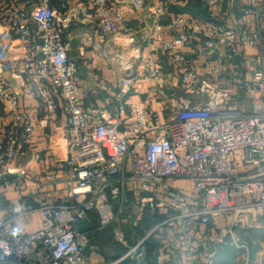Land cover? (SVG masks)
<instances>
[{"label": "built area", "instance_id": "built-area-1", "mask_svg": "<svg viewBox=\"0 0 264 264\" xmlns=\"http://www.w3.org/2000/svg\"><path fill=\"white\" fill-rule=\"evenodd\" d=\"M81 1L94 11L102 37L119 32L131 17L115 0ZM245 1L240 19L224 28H208L186 14L164 23L167 12L184 0H132L135 9L151 7L145 37L149 53L141 57L139 70L99 88L112 98L108 114L85 101L80 66L68 54L67 26L59 21L53 0H38L31 10H11L7 29L21 40L23 51L13 70V89L0 69V98L12 117L0 129V185L17 190L22 185L9 170L27 152L35 133L33 112L22 108L20 100H35L46 122L59 114L66 118L68 156L61 170L71 200L59 203L40 194L34 202L22 198L9 205L11 217L0 206V264H88L85 252L93 232L79 230L78 224L96 211L100 228L109 227L117 218L114 204L125 205L130 190L139 197L136 205L168 213L156 229H164V236L173 241L167 242L158 264H196L186 252L195 250L197 236L207 225L223 224L233 231L248 214L250 223L256 219L264 226V0ZM203 4L218 18L225 0ZM165 30L178 35L165 39ZM197 40L206 45L201 61L182 53ZM216 46L225 49L217 57ZM255 47L260 54L252 68L242 72L232 64L242 51ZM9 52L5 47L3 61ZM158 56L172 59V72L163 69ZM226 74L235 90L218 89V80ZM174 80L193 97L176 91L167 95L165 120L160 112L127 97L137 83L154 82L164 94V85ZM175 180L189 182L191 191L173 187L170 182ZM35 212L41 217L40 229L22 233L16 220ZM154 231L111 264L145 256L144 244ZM113 236L118 244H126L122 228L114 229ZM175 249L183 251L176 259L171 253Z\"/></svg>", "mask_w": 264, "mask_h": 264}, {"label": "crops", "instance_id": "crops-1", "mask_svg": "<svg viewBox=\"0 0 264 264\" xmlns=\"http://www.w3.org/2000/svg\"><path fill=\"white\" fill-rule=\"evenodd\" d=\"M37 1L0 0V69L2 68L3 76L8 81V86L11 89L15 87L13 70L15 65L20 63L23 46L19 38L9 33L7 18L11 10L16 6L32 7L38 3ZM115 1L127 9L131 17L128 24L122 27L119 32L107 37H102L97 32V18L94 11L85 2L71 0V4L67 6L58 0H53L52 3V6L57 11L59 21L64 26H67L68 54L80 66L79 84L85 101L96 103L102 110L107 111L106 114L111 110L112 98L107 92L99 91V88L104 84H114L117 78L128 77L131 73L139 70L141 57L149 53L145 37L151 25L149 21L151 7L146 6L141 9H135L133 8L132 0ZM199 1L204 6L203 0ZM189 2L190 0H184L180 8L188 9L186 5ZM245 6V0H225L223 13L218 18L211 17L205 6V8L203 7L206 10L204 15L200 12H197L198 14H194V16L189 13L185 14L192 15L194 19L201 22L205 27L224 28L240 19L243 14L241 8ZM178 8L175 7L177 14L173 10L167 12L164 17V23L169 22L170 19L178 14H183L176 11ZM261 21L264 24V16ZM177 35L175 31L165 30L164 32V37L168 40L173 39ZM125 38L130 40L128 45L124 42ZM205 46L204 42L197 40L185 47L182 53L187 58L201 61L203 59L201 52ZM5 47H10V52L3 61V50ZM223 50L225 49L221 46H216L213 55L217 57ZM106 51L107 54L105 55L104 52ZM227 53L230 52L227 51ZM259 54L260 50L257 47L246 49L232 61V64H237L240 70L245 72L253 67ZM156 59L167 73L172 72L173 61L171 58L158 56ZM223 59L230 61L227 56ZM218 82L220 84L218 89H236V86L229 80L228 74L220 78ZM178 83L177 80H174L172 83L164 85V94L158 93L159 89L156 88L154 82L137 83L127 94V97L132 102H141L144 106L160 112L161 119L165 120L168 115L167 95L176 91L193 97L191 92L183 90L180 87V83ZM150 96L156 97L153 102L149 101ZM20 101L22 108L33 112L35 133L28 144L27 152L20 155L10 165L11 178L21 180L20 189L5 188L0 185V206L8 217L12 216L9 205L19 202L22 198L34 202L35 196L40 194L59 203L71 200L69 187L65 180L66 175L61 170V165L68 156L65 131L66 118L59 114L57 120L46 122L44 110L38 101L22 98ZM11 119L6 101L0 98V129H4ZM170 184L185 193H189L192 189V185L186 181L175 180L170 182ZM126 196L128 201L131 196H134L133 198L138 197L133 190L128 191ZM120 203L118 201L114 204V212L117 218L109 227L100 228L96 211L90 212L89 217L78 224L79 230H91L93 232L92 240L85 252L88 264H111L113 261H117L127 253L128 247L140 243L143 239L142 237H145L153 229L155 230L154 233L144 244L146 245L147 253L142 258H147V261L142 262V264H152L154 262L158 264L157 259L163 257L165 252H167V242L165 241L167 238L164 236V229H156V211H151L142 205H136L134 202L132 205H122ZM16 225L22 233L35 232L41 227L40 214L35 212L30 216L19 218L16 220ZM118 227L122 228L126 233L127 240L125 245L118 244L114 240L113 232ZM260 227L264 228L262 225ZM202 231L203 227L197 236L198 240H216V243L223 244L217 245L218 247L212 250L210 254H207L206 249L204 251L199 250L197 257L200 259L198 260L200 264H232V262L233 264L234 262L238 264H264L263 238H260L261 240H236L233 238L235 234L232 230L218 223H214L208 230L206 229L205 234ZM244 247L246 252L240 250V248ZM152 250H155L154 256L151 254ZM134 258L143 260L130 256L119 264H127L128 261ZM239 260H242L243 263H239Z\"/></svg>", "mask_w": 264, "mask_h": 264}, {"label": "rangeland", "instance_id": "rangeland-1", "mask_svg": "<svg viewBox=\"0 0 264 264\" xmlns=\"http://www.w3.org/2000/svg\"><path fill=\"white\" fill-rule=\"evenodd\" d=\"M33 7L34 6H32V7L29 6V7H27V9L28 10H31V8L33 9ZM205 9H204V11L206 12L207 9L206 10ZM171 10H173V12H175V8H173ZM176 11H179V13H183V14L189 13V14H192L194 16V14H193L194 11L188 10L186 8H183L182 9V7L181 8L179 7ZM177 13L178 12H175V14H177ZM189 14H187V15L189 16ZM204 14H206V13H204ZM192 15H190V16H192ZM8 18H9V16H8ZM8 18H7V20H8ZM137 63H138V61H137ZM133 197L134 196H131V198H129V201L126 203L127 205L128 204L132 205L133 202L134 203L136 202V200L139 201V199H138L139 197H137V198H133ZM140 204L141 203H139L138 205H140ZM148 209L151 210L150 208H148ZM156 213H157L156 214V218H157V221L156 222L157 223L163 222L168 217V213H166L165 211L160 210V213L158 211H156ZM240 221L243 222V224L241 223L242 225L237 226L236 228H234L233 232L235 234V237H233V238H235L236 240H261L260 238H263L264 239V228H261L260 227L262 224L258 220L254 219V221H256V222L253 223V224L250 223L251 218L247 214V215L242 216V218H241ZM166 227L171 228L170 226H167V225H166ZM210 227H211V225H207V226L203 227L204 234H205L206 229L208 230ZM142 231H144V229H142ZM168 233H169V230L166 231V234H168ZM142 236H140V237H142ZM142 238H144V236ZM165 241L166 242H172L173 240H165ZM221 244H223V243H216V240H198L197 247L195 248V250L187 251L186 252V256L189 257L190 259L194 260L196 264H200L199 261H198L200 259H199V257H197V253H199V250L200 251H204V249H206L207 254H210L212 252V250H215V248L218 247L217 245H221ZM240 250L245 251L246 248L245 247L244 248H240ZM154 251L155 250H152L151 251V254L153 256H154V253H155ZM181 252L183 253V251L181 249H175V250H173L171 252L172 253V258L176 259L177 257H180ZM140 258L143 259V260H140V259L137 260L136 258H134L133 260L128 261L127 264H135V263L136 264H142V262H146L147 261V258H142V257H140ZM239 263H243V261L242 260H239ZM232 264H233V262H232ZM234 264H238V263L237 262H234Z\"/></svg>", "mask_w": 264, "mask_h": 264}, {"label": "trees", "instance_id": "trees-1", "mask_svg": "<svg viewBox=\"0 0 264 264\" xmlns=\"http://www.w3.org/2000/svg\"><path fill=\"white\" fill-rule=\"evenodd\" d=\"M53 3V2H52ZM189 10L195 11L193 14H198L197 12H200L204 15L203 6L201 5L199 0H190L189 4L186 5ZM152 264H156L155 262Z\"/></svg>", "mask_w": 264, "mask_h": 264}, {"label": "bare ground", "instance_id": "bare-ground-1", "mask_svg": "<svg viewBox=\"0 0 264 264\" xmlns=\"http://www.w3.org/2000/svg\"><path fill=\"white\" fill-rule=\"evenodd\" d=\"M124 42H125L126 45H128V44L130 43V40H129L128 38H125V39H124ZM14 48H15V46H14ZM133 54H134V53H133Z\"/></svg>", "mask_w": 264, "mask_h": 264}]
</instances>
